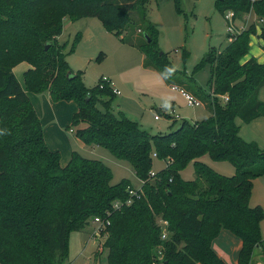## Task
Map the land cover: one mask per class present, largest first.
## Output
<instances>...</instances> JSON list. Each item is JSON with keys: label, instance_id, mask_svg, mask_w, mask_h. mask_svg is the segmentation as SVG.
Masks as SVG:
<instances>
[{"label": "trees", "instance_id": "trees-1", "mask_svg": "<svg viewBox=\"0 0 264 264\" xmlns=\"http://www.w3.org/2000/svg\"><path fill=\"white\" fill-rule=\"evenodd\" d=\"M147 2L0 0V264H64L70 234L83 231L95 218L104 222L107 264H225L212 249L222 230L242 242L238 264H251L262 243L264 212L249 203L254 180L264 176V150L240 137L236 120L250 124L264 118V102L258 98L264 64L255 58L245 61L256 26L233 35L220 53L210 49L204 56L199 67H210L206 99L199 88L194 94L181 89L207 104L210 116L201 122L182 120L176 128L173 119L168 132L154 135L137 122L115 117L110 86L101 79L87 88L82 72L70 70L69 53L57 41L65 18H96L123 44L142 52L145 68L168 79L175 70L157 48L158 32L147 19ZM216 8L222 14L232 11L235 18L253 12L261 21L259 38L264 41V0H224ZM135 11L141 12L144 24L138 45L123 37ZM21 63L30 66L24 87L13 74ZM44 92L54 103L76 104L69 129L84 144L128 163L142 182L139 198L115 209L134 188L128 180L112 184V172L101 161L73 152L61 166L59 152L46 145L27 95ZM204 156L231 163L234 176L218 174L200 161ZM153 159L165 167L152 177ZM191 163L196 178L184 181L180 173ZM159 220L168 225L165 240Z\"/></svg>", "mask_w": 264, "mask_h": 264}, {"label": "rangeland", "instance_id": "rangeland-1", "mask_svg": "<svg viewBox=\"0 0 264 264\" xmlns=\"http://www.w3.org/2000/svg\"><path fill=\"white\" fill-rule=\"evenodd\" d=\"M217 3L218 0H148L145 10L147 19L158 32L157 48L160 54H165L175 70V74L168 79L164 78L165 80L157 72L144 68L142 53L128 46L129 44H123L96 18L77 21L65 18L58 42L69 53L66 61L70 70L73 73L82 72V81L87 88H94L99 80L107 79L113 90L118 91L110 107L115 117L123 116L137 122L152 135L166 133L173 119L177 121L176 128L182 120L201 122L209 117L210 107L207 104L200 102L201 106H190L179 90L189 92L193 88H199L203 99L211 93L208 85L210 67L199 65L210 49L220 53L233 36L228 32L225 13H220L216 8ZM178 7L181 13H178ZM130 15L132 24L123 33V37L128 43L138 45L143 42V34L138 31L144 28L142 15L140 11L131 12ZM253 24L259 28L261 26L253 12L234 20L237 31H241L242 26L246 30ZM78 35L79 39L75 43ZM257 35L250 38V50L254 46H260L261 40ZM262 47L264 49V44ZM185 52L187 55L183 59ZM101 54L103 57L97 61ZM24 67H27V63H21L13 69V74H16L21 83ZM171 86L176 89L172 90ZM67 107V104L61 107V116L69 117L70 106L69 110ZM97 108L101 111L104 109L100 103ZM155 116L159 119L155 120ZM42 121L45 122L43 118ZM65 129L68 135L78 139L72 130ZM70 141L74 152H79L86 159L101 161L110 168L112 184L128 180L134 189L140 190L142 182L135 177L128 163L116 159L103 148H93L80 140L77 143L81 147H78L73 138ZM200 161L224 177L229 178L235 174L234 166L227 161L214 162L208 156L202 157ZM164 167L163 161L153 159V173ZM180 176L184 181H194L196 176L193 164H189ZM250 207H260L264 212V191L260 184L256 185ZM95 230L96 225L89 223L83 231L70 234L64 264H107V251L102 248L104 238L94 237ZM260 231L262 243L258 250L255 249L251 264H264V218Z\"/></svg>", "mask_w": 264, "mask_h": 264}, {"label": "crops", "instance_id": "crops-1", "mask_svg": "<svg viewBox=\"0 0 264 264\" xmlns=\"http://www.w3.org/2000/svg\"><path fill=\"white\" fill-rule=\"evenodd\" d=\"M242 29L244 30L243 26L241 27V31ZM258 35L257 37L258 39H260ZM58 38H57V41H58ZM260 40H261L260 46L258 47L254 46L253 49L250 50L249 54L246 56L245 61L249 60L250 58H255L260 64H264V49L262 47L264 42L262 39ZM130 47H133V46H130ZM133 48L138 50L136 47H133ZM139 52L142 53L141 51ZM144 58L145 57L142 54L143 67H144ZM29 68L30 66L27 64V67H24L23 69L22 83L17 78L16 74L14 73L15 77L17 78L19 83L22 85V87H24V74ZM146 69L152 70V72L153 71L157 72L152 68H146ZM162 79L164 78L162 77ZM172 87L174 86H171V89ZM192 91H189V92L194 94V92ZM179 93L181 94L180 91ZM27 95L41 122V126L43 128L44 139H45L47 147L49 148V150L53 152H59L60 158H61L60 159L61 166L67 165L71 158L72 153L75 151L71 145L70 138H73V140L76 142V145H78V147H81V145L77 143L79 140L72 137V135H68L65 129V128L69 129L71 125L72 117L74 113H76L77 111V106L74 105L75 103L73 102L54 103L51 100L48 92L41 93V95H35L32 93L31 94L27 93ZM258 98L261 102H264V86L259 91ZM64 104L68 105L67 107L68 110L70 106L69 117L68 116L64 117V116H61L60 114L61 107H64ZM56 108H58V110ZM208 116H210V114ZM42 118L44 119L45 122L42 121ZM236 124L240 127L239 135L245 142L255 143L261 150H264V118L256 119L250 124H243L241 120L237 119ZM258 184H260L263 187V191H264V176L254 180L250 202L252 198L254 197L256 185L258 186ZM241 247H242L241 240L227 230H222L219 236L212 243L213 251L217 254V256L220 259H222L225 262V264H238V255L241 250ZM256 249L258 250V247ZM254 255H255V252H254Z\"/></svg>", "mask_w": 264, "mask_h": 264}, {"label": "built area", "instance_id": "built-area-1", "mask_svg": "<svg viewBox=\"0 0 264 264\" xmlns=\"http://www.w3.org/2000/svg\"><path fill=\"white\" fill-rule=\"evenodd\" d=\"M251 1V3H254L255 1H258V0H250ZM225 18H226V20H227V23H228V32H229V34L230 35H235V34H237L239 31H237V29L234 27V20H235V15H234V13L232 12V11H227V12H225ZM260 23H261V21H260ZM260 28L259 27H257L256 26V30H257V34H260V30H259ZM102 82H104V83H106V84H108L109 86H110V88H111V90H112V92H113V94L114 95H117L118 94V91H115V90H113V88H112V86H111V84H110V82H109V80H107V79H102L101 80ZM176 89V87H172V90H175ZM180 92H181V94H182V96L187 100V102H188V105H190V106H201V103H200V101H197V100H195L192 96H190L189 94H187V93H185L184 91H182V90H179ZM221 100L223 101V102H226L227 100H228V98L226 97V96H224V97H221ZM159 118L157 117V116H155V120H158ZM150 176H154V173L153 172H151L150 173ZM140 190H138V189H133V190H130L129 191V194H130V198L127 200V201H125V202H117V203H115L114 204V208L115 209H119L120 207H122V206H129L130 204H131V202H132V198L133 197H136V198H139V194H140ZM93 224L94 225H96V230H95V233H94V237H98V238H101V234H102V231H103V229H104V222L100 219V218H95L94 219V221H93ZM106 225L108 226L109 225V222H106ZM158 225H159V227H160V230H161V240H165L166 238H167V222L166 221H163V220H159L158 221Z\"/></svg>", "mask_w": 264, "mask_h": 264}, {"label": "water", "instance_id": "water-1", "mask_svg": "<svg viewBox=\"0 0 264 264\" xmlns=\"http://www.w3.org/2000/svg\"><path fill=\"white\" fill-rule=\"evenodd\" d=\"M219 1H222V0H219ZM146 37V36H145ZM148 42H149V40H148ZM48 48H49V45H47L46 47H45V50L47 51L48 50ZM162 54V53H161ZM160 54V55H161ZM67 77L69 78V79H71L73 76H71V72H69L68 74H67Z\"/></svg>", "mask_w": 264, "mask_h": 264}]
</instances>
